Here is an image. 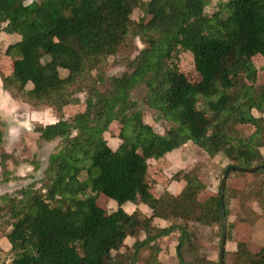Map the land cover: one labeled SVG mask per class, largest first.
<instances>
[{"label":"trees","instance_id":"trees-1","mask_svg":"<svg viewBox=\"0 0 264 264\" xmlns=\"http://www.w3.org/2000/svg\"><path fill=\"white\" fill-rule=\"evenodd\" d=\"M209 1L0 0V31L19 36L5 51L13 67L1 75L3 88L34 107H53L59 119L36 131L44 140H60L42 178L0 194V232L11 255L0 264H136L146 249L151 252L146 263L160 264V239L176 232L180 264H194L183 256L196 235L190 222L210 223L199 186L188 177L177 193L157 194L150 187L148 158L164 157L175 144L134 109L129 91L137 82L145 84L148 104L185 142L210 156L223 152L245 167L264 163V116L254 113L264 106V66L256 64L264 59V0H227L211 15ZM138 7L144 15L135 20ZM133 38L144 47L127 58V70L104 77L100 69L108 57ZM181 51L193 54L198 82L174 62ZM61 69L68 75L61 76ZM105 80L109 86L103 89ZM81 93H86L85 108L67 119L65 107L81 103ZM114 121L121 124L116 148L105 136ZM237 122L253 125L254 131L246 134ZM131 145L147 151V157ZM10 156L0 152V184L32 178L12 175L6 163ZM33 162L38 170L39 161ZM247 172L235 169L229 177ZM243 191L226 185V215L229 197L245 210L251 198L264 203V185L248 195ZM101 195L118 208H102ZM127 202L143 203L152 213L128 212ZM155 218L169 222L156 226ZM240 218L253 223L246 215ZM129 236L136 240L128 247ZM123 247L129 251L121 261L106 257ZM235 264H264V246L254 253L247 241H239Z\"/></svg>","mask_w":264,"mask_h":264},{"label":"rangeland","instance_id":"rangeland-1","mask_svg":"<svg viewBox=\"0 0 264 264\" xmlns=\"http://www.w3.org/2000/svg\"><path fill=\"white\" fill-rule=\"evenodd\" d=\"M226 1L227 0H223L222 2L220 0H210L206 6V13L209 15L213 14L221 7L220 4ZM143 15V10L138 7L134 10L132 18L139 20ZM16 34L17 33L9 31L6 32L4 30L0 31V76L3 73L8 74L13 67V58L7 55L5 51L8 45L16 39ZM143 47L144 44L139 38L129 39L128 43L122 47L117 55L108 57L107 61L100 69L101 73L106 78L121 75L127 70V58L135 57L139 50ZM256 59L257 56L254 57V60ZM174 62L177 64L180 71L183 72L191 82H198L201 79L200 73L195 65L194 56L191 52L181 51ZM256 64L257 67H263L264 59H257ZM94 73L97 72L94 71ZM60 74L65 77L68 75V71L61 69ZM108 86L109 83L107 80L101 84L103 89ZM147 92L148 88L143 83L137 82L131 87L129 96L130 99L136 102L134 109L140 110L143 113V117L146 122L150 123L158 133L163 134L175 144V148L168 152L164 157L158 160L148 158L150 163V174L148 178L149 185L157 194H159L165 189L172 191H177L181 188L183 189L185 185V178L188 177L198 184L199 196L207 208L210 223L208 225H201L190 222V229L194 231L196 235L193 239V244L183 248V256L185 261L194 264H218L221 243V217L217 196L219 195V186L225 168L229 164H236V160L232 156H228L223 152H220L215 156H210L205 150L198 147L193 142H185L175 129L174 124L162 118L158 110L148 104L146 101ZM80 97L83 100L81 103L70 104L65 107L64 112L67 119L72 118L76 112L85 108L84 100L86 98V93H81ZM194 105L197 108L203 109L205 114H211L207 108H202L200 101H195ZM43 108H48L49 110H46L48 111L47 113L52 112L57 120L59 119V114L53 107L45 106ZM254 113L257 116H264V106L261 111H254ZM21 115L27 117L28 112L23 109L21 111ZM33 123L30 122L29 125H32V128L34 127L36 130L38 125L37 123ZM235 126L246 134H250L254 131V126L251 124L237 122ZM7 129L4 130V124L2 125V123H0V136H5V133L6 135H9V130ZM120 129L121 124L119 121H114L110 125L109 131L105 133L109 144L113 148H116L121 142L118 137ZM29 131L31 130L29 129ZM35 132L36 131L32 133L31 131V133H29L26 128H22L20 131V146L23 147L24 153H28L27 157L29 158L33 154L26 150L27 148L24 143H36L39 139L38 133ZM59 141V138H57L52 140V142L50 141L48 144L41 143V146L39 143L35 151H38L37 153L42 159V167L40 171L35 172L32 178L0 187V194L4 192L14 193L28 183H31L33 180L38 181L42 178L44 174L43 168L47 164L49 154L54 152ZM131 148L147 157V151H143L135 145H131ZM2 149L3 148H0V152ZM261 151L264 155V146L261 147ZM37 153L34 155L35 157H37ZM226 185L229 189L237 188L244 190L243 192L245 195L254 193L259 190L262 185H264V168L259 169L258 171H248L243 175L234 173L228 177ZM97 202L102 208L109 212L118 208V203L105 195L99 196ZM135 207L136 205L130 204L126 209L130 212ZM140 207L144 208L145 212L150 214L149 208H146L145 206ZM228 207L229 213L227 215L225 264H235V252L239 241H247L250 250L254 253L259 252L264 246V203L262 204L261 202L255 200V198H251L249 200L248 209L245 210L243 204L237 198L229 197ZM244 215L249 217L253 223H245V220L240 218V216ZM163 222L165 221L158 219L156 220L155 225L161 226ZM168 222L169 221H166V225ZM144 235L145 233L141 232L140 237H143ZM178 235L179 234L176 232L160 239V243L162 245V250L160 252V264H180L176 252ZM132 239V237L127 239L128 247L133 244V242H131ZM9 248L10 243L0 232V262L3 260L9 261L11 257L8 252ZM128 251L129 250L126 247H123L119 252L112 251V253L108 254L106 257L108 259L114 258L117 261H121L123 259V255L127 254ZM150 253V249L143 250V257L141 261L136 264H147L145 260L149 257Z\"/></svg>","mask_w":264,"mask_h":264},{"label":"crops","instance_id":"crops-1","mask_svg":"<svg viewBox=\"0 0 264 264\" xmlns=\"http://www.w3.org/2000/svg\"><path fill=\"white\" fill-rule=\"evenodd\" d=\"M16 36H17L16 39H18L19 38L18 34H16ZM40 107L36 108V107L26 103V102H23L21 99L13 98L11 96V94L3 88V82H2V79L0 76V121H1L2 125L4 124V130H6L7 128H8L7 130H9V135H6V133H5V136H2V148H3L2 151L11 155L8 158L6 163H7L8 170H10L12 175H14V176L26 177L29 175H34L35 172L40 171V169L42 167V159H41V157H39V155L37 153L38 151H35V150H36L39 143L41 146V143L48 144V143H50V141L42 139L40 137V133L37 132L34 129V127L32 128V125L30 126L29 124H30V122L33 123V121H34V123H37V125H47V124L56 122L57 118L55 117V115H53L52 112L47 113L48 111H46V110H49V109L43 108L45 106H40ZM21 109L22 110L24 109V110H26V112H28L27 117L21 115V111H22ZM7 125H8V127H7ZM22 128L23 129L26 128L27 132H29V133H31V131H32V133L34 131H36L35 133H38V139L39 140L36 143H33V142L32 143L31 142L24 143L25 147L27 148L26 150L30 151V153L33 154V155H31L30 158L27 157L28 153H24L23 147L20 146L21 142L19 140H21L20 131L22 130ZM29 129L31 131H29ZM12 139H14V140H12ZM13 142H15V143H13ZM36 153H37V157L34 156ZM50 154H49V156H50ZM34 159H37L39 161L40 166H39L38 170L34 169V162H33ZM48 159H49V157H48ZM0 160H1V158H0ZM47 164H48V161H47ZM47 164H46V166H47ZM46 166L43 168L44 170H45ZM1 171H2V168L0 165V172ZM21 180H26V179H21ZM21 180H11L8 183L0 184V187H3L5 185L15 184ZM181 190H182V188L180 190H177V191H172V190H170V191L173 193H177V192H180ZM130 204L136 205V207L134 209H132L130 212H132L134 210H141L147 216H150L152 213L150 210V214H148L145 212L144 208L140 207V206H145L146 208H148V206L144 205L143 203L127 202L123 205V208L126 209L128 207V205H130ZM158 219L165 221V222H163V224L161 226L166 225V220L161 219V218H155V222ZM140 234H141V232H140ZM140 234L138 235V238L143 239L145 237V235L143 237H140ZM129 237L133 238L131 242H134L136 240L135 236H129ZM129 237L126 238V244H127V239ZM160 258L161 257L159 255V259ZM139 261H141V260H139Z\"/></svg>","mask_w":264,"mask_h":264},{"label":"water","instance_id":"water-1","mask_svg":"<svg viewBox=\"0 0 264 264\" xmlns=\"http://www.w3.org/2000/svg\"><path fill=\"white\" fill-rule=\"evenodd\" d=\"M262 168H264V163L253 166H247V167L232 163L229 164L224 170V174L219 186V205H220V217H221V243L219 250V264H225V247H226V239H227V215H226L224 195H225V188L227 184V179L229 177V173L235 169L256 171Z\"/></svg>","mask_w":264,"mask_h":264}]
</instances>
